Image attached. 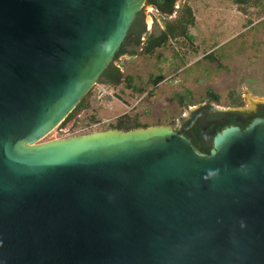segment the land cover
<instances>
[{"label":"water","instance_id":"1","mask_svg":"<svg viewBox=\"0 0 264 264\" xmlns=\"http://www.w3.org/2000/svg\"><path fill=\"white\" fill-rule=\"evenodd\" d=\"M145 3L0 0V264H264V118L209 154L167 124L42 140Z\"/></svg>","mask_w":264,"mask_h":264},{"label":"rangeland","instance_id":"2","mask_svg":"<svg viewBox=\"0 0 264 264\" xmlns=\"http://www.w3.org/2000/svg\"><path fill=\"white\" fill-rule=\"evenodd\" d=\"M176 5L175 14L168 16L145 3L146 28L157 32L188 5L194 16L188 29L192 41L177 37L152 55L137 48L135 54H121L113 61L123 75L130 76L132 85L145 91L136 92L125 81L112 85L98 80L85 98L88 108L74 113L42 140L100 130L122 114L150 126L172 124L188 105L210 101L242 111L264 103V0H176ZM102 84L112 95L98 98ZM209 92L219 100H211ZM230 94L239 95L241 103L232 104ZM91 116L100 123L93 126Z\"/></svg>","mask_w":264,"mask_h":264},{"label":"trees","instance_id":"3","mask_svg":"<svg viewBox=\"0 0 264 264\" xmlns=\"http://www.w3.org/2000/svg\"><path fill=\"white\" fill-rule=\"evenodd\" d=\"M237 2H245V0H236ZM177 16L174 18V20H168L165 21L162 25L163 28L159 29L157 32H152L150 34H147L145 39H141V33L144 31V23H143V15L139 11L136 17L134 18L128 33L118 49V51L115 53V56L113 58V61L121 54H135L136 49L139 48L140 52L146 55H152L158 48H161L168 44V42L171 39H176L177 37L181 35H187L188 28L190 26H193L194 24V16L192 13L191 8L188 5H183ZM127 47H131L128 49ZM177 53L175 54V57H177ZM113 61L108 65V67L103 71L101 74V77L99 81L117 85L120 84L122 81H125L126 85L130 86L131 84V78L130 76L123 75V73L120 71V69L113 64ZM175 69H177V65L174 66ZM162 76L156 77L154 81L157 83L159 79ZM155 84V83H154ZM132 89L136 92H142L145 91V89L137 84L132 85ZM209 96L211 100L218 101V96L214 94L213 92H209ZM230 100L232 104H238L241 103V98L239 95L230 94ZM88 106L85 105V99H82L76 107L73 109V111L61 122L60 125H64L70 117L73 116L74 113L78 111H84L87 109ZM127 114L120 115L115 123L110 125L111 123H107L106 127H102V129H108V128H118V129H131L136 127H146L147 125H141L137 121L133 120L129 116H125ZM92 124L98 125L100 120L97 117L91 116ZM104 125V123H103ZM102 126V125H101ZM100 128V127H99ZM100 129V130H102ZM86 133V132H85Z\"/></svg>","mask_w":264,"mask_h":264},{"label":"flooded vegetation","instance_id":"4","mask_svg":"<svg viewBox=\"0 0 264 264\" xmlns=\"http://www.w3.org/2000/svg\"><path fill=\"white\" fill-rule=\"evenodd\" d=\"M175 3L176 0H146V4L151 5L159 12L168 16L175 14V8H179V5L175 6ZM140 12L143 15V7ZM143 23L142 40L145 39L147 34L155 32L151 30V27L146 28V21L144 19ZM162 28L163 26L161 25L159 29ZM179 37L189 42L192 41L193 34L188 30L187 35L183 34ZM157 83L155 84L157 85ZM258 117L264 118V103H258L254 109L249 111H240L230 109L229 106L227 109V107L215 105L208 101L199 106L188 105L186 111L176 118L175 122L166 124L184 135L199 152L209 154L212 148L213 137L217 132L227 125H236L243 129L253 119Z\"/></svg>","mask_w":264,"mask_h":264},{"label":"built area","instance_id":"5","mask_svg":"<svg viewBox=\"0 0 264 264\" xmlns=\"http://www.w3.org/2000/svg\"><path fill=\"white\" fill-rule=\"evenodd\" d=\"M98 92H99L98 98H102L103 96L105 97V95H112V93L108 90V86L105 84L101 85V87L98 89ZM93 126H96V124H93Z\"/></svg>","mask_w":264,"mask_h":264},{"label":"crops","instance_id":"6","mask_svg":"<svg viewBox=\"0 0 264 264\" xmlns=\"http://www.w3.org/2000/svg\"><path fill=\"white\" fill-rule=\"evenodd\" d=\"M111 104H112V102H111Z\"/></svg>","mask_w":264,"mask_h":264}]
</instances>
